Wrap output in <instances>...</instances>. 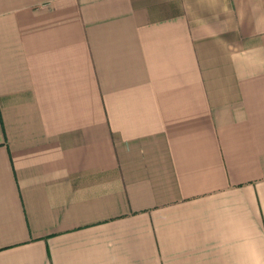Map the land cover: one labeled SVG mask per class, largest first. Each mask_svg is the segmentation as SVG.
Segmentation results:
<instances>
[{"label":"crops","instance_id":"1","mask_svg":"<svg viewBox=\"0 0 264 264\" xmlns=\"http://www.w3.org/2000/svg\"><path fill=\"white\" fill-rule=\"evenodd\" d=\"M264 250V0H0V264H232Z\"/></svg>","mask_w":264,"mask_h":264},{"label":"clouds","instance_id":"2","mask_svg":"<svg viewBox=\"0 0 264 264\" xmlns=\"http://www.w3.org/2000/svg\"><path fill=\"white\" fill-rule=\"evenodd\" d=\"M232 264H264V250H261L255 242L242 245L240 248V258L234 259Z\"/></svg>","mask_w":264,"mask_h":264}]
</instances>
